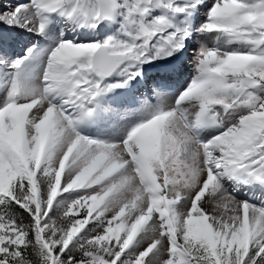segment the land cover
I'll return each mask as SVG.
<instances>
[{"label":"snow or ice","instance_id":"obj_1","mask_svg":"<svg viewBox=\"0 0 264 264\" xmlns=\"http://www.w3.org/2000/svg\"><path fill=\"white\" fill-rule=\"evenodd\" d=\"M0 264H264V0H0Z\"/></svg>","mask_w":264,"mask_h":264},{"label":"bare ground","instance_id":"obj_2","mask_svg":"<svg viewBox=\"0 0 264 264\" xmlns=\"http://www.w3.org/2000/svg\"><path fill=\"white\" fill-rule=\"evenodd\" d=\"M13 52H14V55L15 54H19V55H22L23 54V51L21 50V48L13 49Z\"/></svg>","mask_w":264,"mask_h":264},{"label":"rangeland","instance_id":"obj_3","mask_svg":"<svg viewBox=\"0 0 264 264\" xmlns=\"http://www.w3.org/2000/svg\"><path fill=\"white\" fill-rule=\"evenodd\" d=\"M21 49H23V48H21Z\"/></svg>","mask_w":264,"mask_h":264}]
</instances>
